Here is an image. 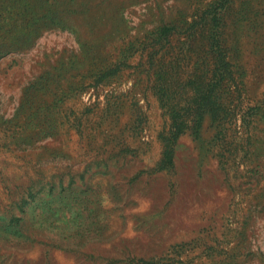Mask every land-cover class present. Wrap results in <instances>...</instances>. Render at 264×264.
<instances>
[{
	"label": "rangeland",
	"instance_id": "rangeland-1",
	"mask_svg": "<svg viewBox=\"0 0 264 264\" xmlns=\"http://www.w3.org/2000/svg\"><path fill=\"white\" fill-rule=\"evenodd\" d=\"M0 264H264V0H0Z\"/></svg>",
	"mask_w": 264,
	"mask_h": 264
},
{
	"label": "trees",
	"instance_id": "trees-1",
	"mask_svg": "<svg viewBox=\"0 0 264 264\" xmlns=\"http://www.w3.org/2000/svg\"><path fill=\"white\" fill-rule=\"evenodd\" d=\"M172 150H171V148H168L167 150H166V159L168 160V161H172Z\"/></svg>",
	"mask_w": 264,
	"mask_h": 264
}]
</instances>
